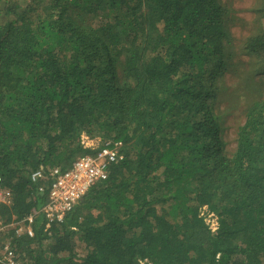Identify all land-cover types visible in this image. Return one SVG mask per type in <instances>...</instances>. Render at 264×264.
<instances>
[{"label":"trees","instance_id":"trees-1","mask_svg":"<svg viewBox=\"0 0 264 264\" xmlns=\"http://www.w3.org/2000/svg\"><path fill=\"white\" fill-rule=\"evenodd\" d=\"M257 3L243 51L264 61ZM230 16L225 0H0L5 223L47 203L32 173L96 154L83 136L125 153L50 234L41 218L34 237L11 231L32 264H264V100L234 153L213 111Z\"/></svg>","mask_w":264,"mask_h":264},{"label":"built area","instance_id":"built-area-1","mask_svg":"<svg viewBox=\"0 0 264 264\" xmlns=\"http://www.w3.org/2000/svg\"><path fill=\"white\" fill-rule=\"evenodd\" d=\"M82 144L86 148L95 150L96 154L78 158L72 167L65 171L55 168L40 169L32 173V183L40 184L41 194L48 191V200L39 212L22 221L5 223L3 210L11 207L13 194L4 187L0 177V264H32L14 244L11 231L15 230L17 238L26 235L34 237L33 226L37 219L41 218L43 232L49 233L53 224L64 223L67 216L96 184L108 179L111 165H117L125 159L122 142H103L101 139L83 136ZM201 216L215 233L219 228L217 217L207 207L201 209ZM210 220H213V223Z\"/></svg>","mask_w":264,"mask_h":264},{"label":"rangeland","instance_id":"rangeland-1","mask_svg":"<svg viewBox=\"0 0 264 264\" xmlns=\"http://www.w3.org/2000/svg\"><path fill=\"white\" fill-rule=\"evenodd\" d=\"M23 3V0H21ZM231 10L230 41L227 59L230 65L219 87L214 115L223 127V138L230 153L236 150L239 129L246 122V112L255 100H264V61L247 55L243 49L248 37L258 31L257 0H225ZM260 25H259V24ZM264 26V20H263ZM253 62V65H252ZM249 79H253L249 83ZM247 84L253 87L247 89ZM209 221V218H208ZM213 223V220H210ZM10 224V223H9ZM83 254L82 249L79 250Z\"/></svg>","mask_w":264,"mask_h":264}]
</instances>
